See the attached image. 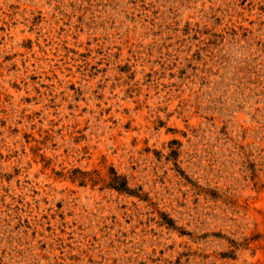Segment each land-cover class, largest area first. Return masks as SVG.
I'll return each mask as SVG.
<instances>
[{
    "label": "rangeland",
    "instance_id": "rangeland-1",
    "mask_svg": "<svg viewBox=\"0 0 264 264\" xmlns=\"http://www.w3.org/2000/svg\"><path fill=\"white\" fill-rule=\"evenodd\" d=\"M0 264H264V0H0Z\"/></svg>",
    "mask_w": 264,
    "mask_h": 264
},
{
    "label": "trees",
    "instance_id": "trees-1",
    "mask_svg": "<svg viewBox=\"0 0 264 264\" xmlns=\"http://www.w3.org/2000/svg\"><path fill=\"white\" fill-rule=\"evenodd\" d=\"M118 180H120V177H116L115 182H117V184H118ZM115 188L119 192H127V193L130 192L129 189L127 188V183H126L125 179L124 180L122 179L121 185L119 187H115Z\"/></svg>",
    "mask_w": 264,
    "mask_h": 264
}]
</instances>
